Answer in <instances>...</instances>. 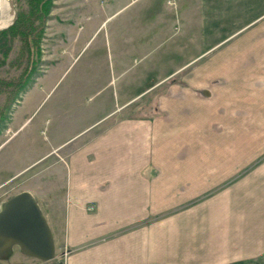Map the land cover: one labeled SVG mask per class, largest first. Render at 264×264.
Wrapping results in <instances>:
<instances>
[{
    "label": "crops",
    "instance_id": "1",
    "mask_svg": "<svg viewBox=\"0 0 264 264\" xmlns=\"http://www.w3.org/2000/svg\"><path fill=\"white\" fill-rule=\"evenodd\" d=\"M243 22L154 82L173 81L160 107L126 103L55 146H73L48 177L56 264H264V12Z\"/></svg>",
    "mask_w": 264,
    "mask_h": 264
},
{
    "label": "rangeland",
    "instance_id": "2",
    "mask_svg": "<svg viewBox=\"0 0 264 264\" xmlns=\"http://www.w3.org/2000/svg\"><path fill=\"white\" fill-rule=\"evenodd\" d=\"M4 1L1 19L10 21L0 32L28 10L26 0ZM213 1L54 0L36 67L23 58L20 41L13 43L7 58L0 44V80L14 84L0 93V210L15 195L29 191L43 198L37 202L51 224L49 194L63 184L48 177L56 162L73 150L67 144L55 149L57 144L76 134L73 140L81 141L83 130L103 123L106 111L126 103V113L160 107L173 81L154 82L170 74H190L194 64L210 59L205 52L244 19L264 12V0H218L227 13L215 18L218 5ZM142 92L125 101V96ZM56 261L44 263L16 249L4 264Z\"/></svg>",
    "mask_w": 264,
    "mask_h": 264
},
{
    "label": "water",
    "instance_id": "3",
    "mask_svg": "<svg viewBox=\"0 0 264 264\" xmlns=\"http://www.w3.org/2000/svg\"><path fill=\"white\" fill-rule=\"evenodd\" d=\"M16 247L25 256L42 262L56 258L50 225L37 200L28 191L9 199L0 210V260L10 259Z\"/></svg>",
    "mask_w": 264,
    "mask_h": 264
},
{
    "label": "trees",
    "instance_id": "4",
    "mask_svg": "<svg viewBox=\"0 0 264 264\" xmlns=\"http://www.w3.org/2000/svg\"><path fill=\"white\" fill-rule=\"evenodd\" d=\"M28 10L26 13L20 14L17 21L7 30L0 32L1 48L4 58H7L12 50L11 46L17 40L22 43V55L25 56L27 62H35L39 57L40 42L45 36V25L49 17H51L54 8V0H26ZM20 56V58H22ZM37 61L33 67H36ZM9 84V85H7ZM20 83L17 82L18 86ZM22 84H24L22 82ZM13 83H6L0 80V93L2 88L13 87ZM26 89V86L24 87ZM16 89H12V92ZM9 109V108H8Z\"/></svg>",
    "mask_w": 264,
    "mask_h": 264
},
{
    "label": "bare ground",
    "instance_id": "5",
    "mask_svg": "<svg viewBox=\"0 0 264 264\" xmlns=\"http://www.w3.org/2000/svg\"><path fill=\"white\" fill-rule=\"evenodd\" d=\"M4 5H5V1L2 0L1 4H0V13L3 10V8H4ZM9 21L10 20H8V19L2 18L1 22H0V28L2 29L3 27H6L8 25V23H9Z\"/></svg>",
    "mask_w": 264,
    "mask_h": 264
},
{
    "label": "flooded vegetation",
    "instance_id": "6",
    "mask_svg": "<svg viewBox=\"0 0 264 264\" xmlns=\"http://www.w3.org/2000/svg\"><path fill=\"white\" fill-rule=\"evenodd\" d=\"M20 250V249H19ZM21 252V251H20Z\"/></svg>",
    "mask_w": 264,
    "mask_h": 264
}]
</instances>
